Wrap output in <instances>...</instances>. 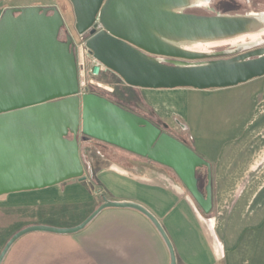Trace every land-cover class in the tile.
Masks as SVG:
<instances>
[{
    "label": "water",
    "instance_id": "obj_1",
    "mask_svg": "<svg viewBox=\"0 0 264 264\" xmlns=\"http://www.w3.org/2000/svg\"><path fill=\"white\" fill-rule=\"evenodd\" d=\"M210 1L68 0L76 34L88 33L86 49L128 87L214 90L263 77L264 13H184L208 8ZM63 26L55 7L7 8L0 16V197L85 180L83 136L172 170L208 214L210 164L147 119L95 93L80 95L72 38L67 34L59 40ZM221 47L232 49L210 51ZM230 55L235 56L222 58ZM199 169L206 170L204 193L198 187ZM107 208L133 209L147 217L168 249L170 264H176L165 232L148 211L107 199L77 226L19 230L2 249L0 264L25 235H74Z\"/></svg>",
    "mask_w": 264,
    "mask_h": 264
},
{
    "label": "crops",
    "instance_id": "obj_2",
    "mask_svg": "<svg viewBox=\"0 0 264 264\" xmlns=\"http://www.w3.org/2000/svg\"><path fill=\"white\" fill-rule=\"evenodd\" d=\"M35 6L44 7L10 8ZM99 83L95 89L120 90L114 100L154 125L173 120L187 131L191 149L211 163V211L203 213L172 170L105 145L80 152L85 180L11 194L26 196L15 206L80 205L91 214L103 199L132 203L158 221L176 264H264V76L214 90L131 88L110 71ZM13 248L16 264H170L153 224L127 208L102 210L74 235L27 234Z\"/></svg>",
    "mask_w": 264,
    "mask_h": 264
},
{
    "label": "rangeland",
    "instance_id": "obj_3",
    "mask_svg": "<svg viewBox=\"0 0 264 264\" xmlns=\"http://www.w3.org/2000/svg\"><path fill=\"white\" fill-rule=\"evenodd\" d=\"M15 4L24 5V6L33 4V5H43L44 7H55L58 10L64 22V26L61 28L59 32V40L64 41L67 34H69L73 40H79V36L76 34L74 29L75 23H74V16L72 13V7L68 2V0H1L0 16L5 9L10 8L12 5ZM251 12L264 13V0H211L208 8L200 9L199 11L196 12V14L197 16H207V17H211L215 15L242 16ZM87 37L88 35H85L82 37V39L85 40ZM231 49L232 48L229 47H221L210 51L222 52ZM233 56L235 55H230L222 58L228 59ZM216 59H220V58H216ZM83 79H84L83 75H81V81H84ZM102 80L103 82H107V83L108 82L111 83L112 81L111 79L110 81L107 79H102ZM95 88L96 87L94 88L90 87L89 89L94 93H96L97 95L110 101L111 103L119 107H122L123 109L137 115L135 109L132 106L124 105L114 100L113 97L114 95L116 96L121 95L120 90L116 89L113 92L114 94L112 95L106 92L104 93L102 90L100 89L98 90ZM163 125H166L167 128L163 129ZM156 126H158L163 132H166L167 134L176 138L177 140L178 139L185 140L187 144L192 148L191 145L192 141L187 131H182L179 125H177L173 120L164 121ZM85 145L89 146L91 150H94L97 149L98 146L101 145L104 146L105 144L98 143L93 140H84L83 136H79L80 152L81 151L83 152L85 150ZM263 158H264V153L262 154L260 159L262 160ZM260 159L258 158V161ZM208 163L211 166V163L210 162ZM199 175L201 178V183L198 184V187L200 191L204 193L207 182L206 170L199 169L196 177ZM211 180H212V168H211ZM211 189H212V182H211ZM24 197L26 196H22V195L12 196L11 194L0 197V253L4 248L5 244L8 242V240L16 232L24 229L26 226L52 225L53 227L56 226L61 228L74 227L80 224L90 214V208L83 207L80 205L51 204V205H43V206H22V207L15 206V205H19V202H24L26 200L24 199ZM15 255L17 256L18 253H16L15 248H13L10 251V253H8V256H6L8 258L5 260L3 264H16L14 259Z\"/></svg>",
    "mask_w": 264,
    "mask_h": 264
},
{
    "label": "built area",
    "instance_id": "obj_4",
    "mask_svg": "<svg viewBox=\"0 0 264 264\" xmlns=\"http://www.w3.org/2000/svg\"><path fill=\"white\" fill-rule=\"evenodd\" d=\"M95 29H101L97 20L95 22ZM72 48L76 60L78 79H79V91L80 95L85 93H93L89 88L100 86V76L109 70H107L102 64H100L85 47V40L82 36H79V40L72 39ZM81 75L83 80L81 81Z\"/></svg>",
    "mask_w": 264,
    "mask_h": 264
},
{
    "label": "flooded vegetation",
    "instance_id": "obj_5",
    "mask_svg": "<svg viewBox=\"0 0 264 264\" xmlns=\"http://www.w3.org/2000/svg\"><path fill=\"white\" fill-rule=\"evenodd\" d=\"M199 10H200V9H191V10H188V9H187V10L184 11V13H185V14H191V15H197L196 12L199 11ZM72 13H73V12H72ZM100 30H101V29H99V30H96V29H95L96 32H98V31H100ZM86 35H88V33H87ZM84 36H85V35H84ZM82 37H83V36H82Z\"/></svg>",
    "mask_w": 264,
    "mask_h": 264
},
{
    "label": "trees",
    "instance_id": "obj_6",
    "mask_svg": "<svg viewBox=\"0 0 264 264\" xmlns=\"http://www.w3.org/2000/svg\"><path fill=\"white\" fill-rule=\"evenodd\" d=\"M179 140V139H178ZM179 141H181V142H183L185 145H187L188 147H190L188 144H187V142L185 141V140H179ZM191 148V147H190ZM26 227H28V226H26Z\"/></svg>",
    "mask_w": 264,
    "mask_h": 264
}]
</instances>
